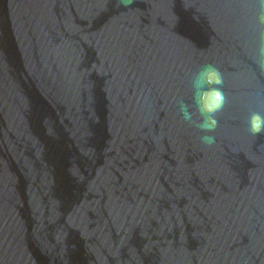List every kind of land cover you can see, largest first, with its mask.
<instances>
[{"label":"water","instance_id":"95a60500","mask_svg":"<svg viewBox=\"0 0 264 264\" xmlns=\"http://www.w3.org/2000/svg\"><path fill=\"white\" fill-rule=\"evenodd\" d=\"M255 0H0V264H264ZM214 64L216 144L184 122Z\"/></svg>","mask_w":264,"mask_h":264},{"label":"clouds","instance_id":"9594fccd","mask_svg":"<svg viewBox=\"0 0 264 264\" xmlns=\"http://www.w3.org/2000/svg\"><path fill=\"white\" fill-rule=\"evenodd\" d=\"M124 7H128L133 0H119ZM257 14L255 21L264 26V0H255ZM264 57V44L259 49ZM191 101L186 103L178 100L177 111L182 120L194 125L199 132L200 142L206 147L216 144L215 131L219 126L218 116L224 111L229 100L225 92L223 73L214 64H206L195 71L190 79ZM248 131L253 135H264V114L252 112L248 117Z\"/></svg>","mask_w":264,"mask_h":264}]
</instances>
